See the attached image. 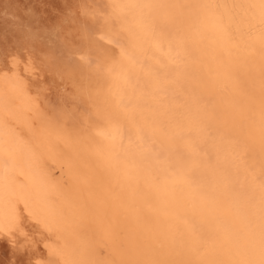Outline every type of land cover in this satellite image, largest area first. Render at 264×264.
<instances>
[{"label": "bare ground", "instance_id": "bare-ground-1", "mask_svg": "<svg viewBox=\"0 0 264 264\" xmlns=\"http://www.w3.org/2000/svg\"><path fill=\"white\" fill-rule=\"evenodd\" d=\"M93 18L84 122L45 120L19 75L0 79V238L31 223L49 264H175L172 238L200 264H264V0H98ZM71 157L88 173L65 192L49 170Z\"/></svg>", "mask_w": 264, "mask_h": 264}, {"label": "rangeland", "instance_id": "rangeland-1", "mask_svg": "<svg viewBox=\"0 0 264 264\" xmlns=\"http://www.w3.org/2000/svg\"><path fill=\"white\" fill-rule=\"evenodd\" d=\"M97 3L98 0H0V79L19 75L30 91L37 93L35 97L45 120L57 122L62 115L60 125L63 127L67 126L69 117L83 122L88 118L89 100L78 93V86H83L86 78L84 41L95 39L100 31V21L93 18ZM110 51L116 53L118 49L112 47ZM69 151L70 147L63 140L57 141L58 155H68ZM71 159L73 164L69 168H60L59 164L52 166L49 162L51 179L65 192L67 183L75 182L77 172L88 173L85 158ZM152 206L148 196L135 211L146 215ZM130 211L127 203L119 208L125 220ZM26 224L30 225H26L28 237H21L17 245L10 239L0 238V264H49L44 236L40 234L42 239L31 223ZM70 229L74 234L81 230L76 221L71 223ZM204 235L205 232L195 230L191 238V247H197L196 251L202 254L205 253ZM28 238L34 243L37 241L35 249L32 242L24 245ZM177 239H171L175 264H200L195 261L193 250H185ZM104 243L105 253L115 263L116 256L127 251L124 232H120L116 241L105 240Z\"/></svg>", "mask_w": 264, "mask_h": 264}]
</instances>
